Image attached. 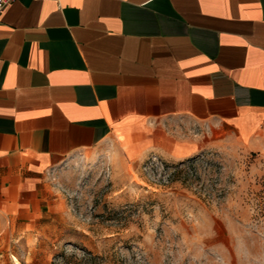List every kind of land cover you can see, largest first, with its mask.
<instances>
[{
    "label": "crops",
    "instance_id": "0c3cea01",
    "mask_svg": "<svg viewBox=\"0 0 264 264\" xmlns=\"http://www.w3.org/2000/svg\"><path fill=\"white\" fill-rule=\"evenodd\" d=\"M261 133L264 0H12L0 11V218L15 226L49 216L53 167L109 138L182 159Z\"/></svg>",
    "mask_w": 264,
    "mask_h": 264
},
{
    "label": "rangeland",
    "instance_id": "374dc122",
    "mask_svg": "<svg viewBox=\"0 0 264 264\" xmlns=\"http://www.w3.org/2000/svg\"><path fill=\"white\" fill-rule=\"evenodd\" d=\"M49 204L0 218V264H264V133L182 159L109 138L49 171Z\"/></svg>",
    "mask_w": 264,
    "mask_h": 264
},
{
    "label": "built area",
    "instance_id": "2783aa9c",
    "mask_svg": "<svg viewBox=\"0 0 264 264\" xmlns=\"http://www.w3.org/2000/svg\"><path fill=\"white\" fill-rule=\"evenodd\" d=\"M12 0H0V11L2 10V8L9 2Z\"/></svg>",
    "mask_w": 264,
    "mask_h": 264
}]
</instances>
